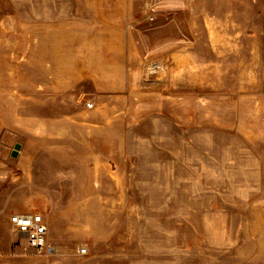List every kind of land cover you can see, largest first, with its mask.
Returning <instances> with one entry per match:
<instances>
[{
	"label": "rangeland",
	"instance_id": "374dc122",
	"mask_svg": "<svg viewBox=\"0 0 264 264\" xmlns=\"http://www.w3.org/2000/svg\"><path fill=\"white\" fill-rule=\"evenodd\" d=\"M0 264H264V0H0Z\"/></svg>",
	"mask_w": 264,
	"mask_h": 264
},
{
	"label": "built area",
	"instance_id": "2783aa9c",
	"mask_svg": "<svg viewBox=\"0 0 264 264\" xmlns=\"http://www.w3.org/2000/svg\"><path fill=\"white\" fill-rule=\"evenodd\" d=\"M156 64L150 65L149 70L157 69ZM88 108H92L88 104ZM9 224L13 232L26 241V245L33 251L36 257L53 258L58 255V247L49 238L47 221L40 213H21L16 212L9 217ZM77 253L85 255L86 249L77 248Z\"/></svg>",
	"mask_w": 264,
	"mask_h": 264
},
{
	"label": "water",
	"instance_id": "95a60500",
	"mask_svg": "<svg viewBox=\"0 0 264 264\" xmlns=\"http://www.w3.org/2000/svg\"><path fill=\"white\" fill-rule=\"evenodd\" d=\"M12 156H13V157L16 156V151L13 152Z\"/></svg>",
	"mask_w": 264,
	"mask_h": 264
}]
</instances>
